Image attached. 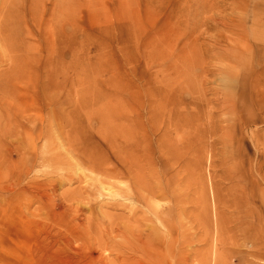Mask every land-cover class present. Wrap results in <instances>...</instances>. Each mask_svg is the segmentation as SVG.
<instances>
[{"label":"rangeland","instance_id":"374dc122","mask_svg":"<svg viewBox=\"0 0 264 264\" xmlns=\"http://www.w3.org/2000/svg\"><path fill=\"white\" fill-rule=\"evenodd\" d=\"M71 2L66 10L59 0H0V10L21 12L33 33L52 26L68 37L74 146L71 166L58 171L40 165L43 139L9 143L0 133L4 146L19 143L25 152L0 156V264H42L66 249L71 229L74 245L106 233L133 239L126 208L102 206L103 215L95 203L110 196L92 197L93 205L81 196L101 176L88 156L119 166L104 136L122 129L139 163L166 186L150 204L166 212V225L135 202L141 227L158 230L151 264H213L214 254L218 264H264V0ZM46 58L34 65L36 86ZM17 98L36 105L34 95ZM16 119L23 136L27 127L45 132L38 117ZM62 174L69 181L35 185ZM61 202L79 207L78 218L54 214ZM93 213L99 221L79 235L75 224Z\"/></svg>","mask_w":264,"mask_h":264},{"label":"bare ground","instance_id":"6f19581e","mask_svg":"<svg viewBox=\"0 0 264 264\" xmlns=\"http://www.w3.org/2000/svg\"><path fill=\"white\" fill-rule=\"evenodd\" d=\"M71 1L59 0V3H63L67 10L72 7ZM46 27L42 30L40 25H37L38 33L35 34L25 26L21 12L0 10V133L3 137H8L9 143L13 142V137L17 140L19 136L24 137L23 140L28 139L29 144H33L34 140L43 139L42 146L45 152L42 155L40 165L63 171L71 166L74 157L68 37L64 36L65 32L62 29L52 26ZM41 42L44 43L45 48L41 46ZM44 55L47 58L43 64H40L43 73L36 86L31 75L35 69L34 65ZM58 60L61 61V66H59ZM23 67L26 68L27 73L24 72ZM60 73L64 76L61 82H57L56 78ZM24 81L26 82L22 87ZM22 92L25 97L34 95L36 105H32L30 108L17 98V95ZM43 107L44 109L41 110ZM31 110L33 115L28 114V111ZM11 114L15 117L14 121H8L5 124L3 122L5 117ZM19 117L21 120L26 117L28 122H31V118H40L41 122L46 125L45 132L27 127L23 136L22 126L19 129L18 126L21 124L16 121V118ZM104 139L107 141V149L115 156L120 167L114 164L112 166L107 155L103 154L104 157L101 158L91 154L87 160L89 167L101 176L96 179L97 183L92 187V191L85 192V194H81L79 191V194L87 199V203L92 205V197L104 194L110 196L111 200L109 201L99 200L95 203L103 215L106 213L101 210L102 206L114 209L126 208L130 215L128 218L126 217V222L129 220L134 226L132 229L133 239L119 242L115 239V235L106 233L101 237H95L88 243L74 245L71 229L68 233L69 236L64 237L66 249L51 251L52 253L48 254L45 260H40L42 264L48 262L52 264L55 259L61 264H79V260H85L88 264H151L150 260L153 256L150 250H156L155 244L157 242L154 236L157 235L156 231L158 230L150 226L147 229L141 227V221L137 219V212H143V210L135 206V202L144 204L157 220L166 225V212L158 209V203H154L152 208L150 206L153 198L165 195L166 186L156 171L150 172L139 163L131 134L125 133L122 129L116 136L110 133L106 134ZM53 142L57 143L59 151L55 150L56 146L52 144ZM21 148V155H23L25 152L19 143L4 146V143L0 141V156L7 157L9 151L12 150L21 153ZM24 167L28 168V164L24 163ZM80 169L76 167V170ZM123 176L129 177V183L121 184L119 178ZM69 179V174H62L60 179L46 177L35 185L37 188L46 189L55 187L57 183L65 180L69 181ZM123 200L129 201V205L125 204ZM57 207L58 211L54 214L61 215L67 210L68 213L72 214V219L78 218L81 213L79 207L72 204L61 202L57 204ZM170 210V208L167 209L168 213H171ZM96 216L99 215L93 213L92 216L86 217L85 221L75 224V228L79 227V235L87 234L86 227H93L99 221ZM129 231L131 232V227ZM207 257L209 259V255ZM212 257L213 264H218L216 263V254ZM176 262L181 263L179 256L176 258Z\"/></svg>","mask_w":264,"mask_h":264}]
</instances>
